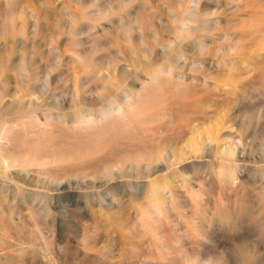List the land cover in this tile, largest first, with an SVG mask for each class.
Masks as SVG:
<instances>
[{"label": "bare ground", "instance_id": "1", "mask_svg": "<svg viewBox=\"0 0 264 264\" xmlns=\"http://www.w3.org/2000/svg\"><path fill=\"white\" fill-rule=\"evenodd\" d=\"M190 1H193L191 4L195 3V5L190 7ZM52 4L55 3L48 1L43 7L41 13L43 27L38 29L33 26L25 33V26H22L19 28L23 30L22 36L17 37L19 42L34 47L38 43V36H40L44 44L50 45V48L41 51H15V46H11L16 41L13 38L15 30L12 21H10V24L6 26L10 35L8 36L10 43L7 41L3 43L4 46H10L9 50L5 57L4 53L0 51V261L22 259L30 245L40 241L36 242L37 245L33 244V247L30 248L32 251L29 250L27 253L36 257L42 250L39 251V247L49 242L48 237L42 231L44 228H41L47 224L40 223V219L42 222L44 221L43 223L47 222L45 220L52 222L53 219L50 218L51 216L53 218L54 214H50L52 212H50L51 209H48L49 205L51 206L54 201L52 199L61 193L58 190L71 187L68 185L71 179H68V182H65L64 179V176L71 175L78 178L72 184L75 189L84 183L86 187L91 188V190L86 189L88 191L86 193L91 195L90 197H96L95 199L100 198L99 201H102V196L106 197L109 189L114 188L106 190L104 186L108 188V185L116 182L114 185L118 195L127 202H125L126 205L128 204L134 209L139 222L151 232V235L154 233L155 237L154 235L152 237L155 239L160 236L158 232H155L158 230L148 224L154 218L151 216L152 214H156V212L162 214L168 223H171L170 219L175 220V215L171 217V214H168L165 209L164 200L166 197L161 190H167L165 192L169 201H166H168L169 207L177 213L178 219L186 220L189 223L187 227L192 231L189 236L192 235V238L200 243L207 238L211 239L210 232L207 234L206 230L195 226L200 224L196 222L195 216L185 219L189 216L186 215L184 206L177 200L174 188L170 184L174 175L172 178L168 176L176 175L177 172L174 171L175 173L170 174L167 169L162 176L157 173L162 171V168L171 167L172 169L175 162H180L184 158L185 152L177 150L176 131L192 123L200 108L204 106L203 101L195 97L203 98L224 80L216 70L222 65H227V67L232 65V58L220 59L221 41L232 39L230 34L232 26L229 25L232 18L220 12L219 9L222 5L220 0H162L149 3L144 1L141 5L133 8L136 19L134 23L131 21L133 9L128 11L129 18L125 22L121 16L116 15L118 26L124 31L123 34L127 37L136 33L133 35L135 39L146 46L142 48V53L137 54L133 51L137 62L135 68L140 66L141 62H139L138 56L141 54L145 59L147 58L146 53L148 59H152L156 54L164 59L159 66L151 67L146 76L144 74L146 79L140 76L142 71L130 70L131 64L129 63H124V66L117 71L118 62L124 59L122 55L121 59L119 58L122 53L121 49H115L114 41L117 36L107 42L95 37L91 42L94 43V46H91V43L86 46L87 40L83 36L85 30L93 31L94 27H99L94 23V20L91 22L79 21V11L86 8L83 0H74L72 3L71 1L69 3L62 2L60 5L65 11H62L65 15L55 14V5ZM91 5L93 6L92 11L102 13L100 24L106 27L105 21L113 20L106 13L109 7L103 6L100 9L101 4L98 2ZM118 7L119 5L112 6L111 9L115 10ZM144 10L152 12V14L157 13V15L152 19L150 14L143 12ZM235 15L238 16L237 13ZM41 31H44V34L41 35ZM108 35V31H104L103 34H99V37ZM106 43L110 50L99 53L100 50L107 49ZM61 44L68 45L69 48L62 50ZM226 53L223 52V55ZM95 54V59L102 63L100 66L90 63V57ZM37 63H43L44 73L42 75L40 74L41 68L35 66ZM11 70L14 71V74L11 75L12 83H10L9 76ZM182 80L185 82L182 83ZM25 96H28L27 99ZM241 97L243 100H238V106L243 112L249 110L248 115L254 113L250 110V106H254V103L263 105V100L253 103L248 97ZM228 110L230 111L226 107L225 112L227 113ZM26 116L29 118L25 119ZM66 123L70 128V133H66L72 135L66 136L64 133L63 137L70 140L73 136V140L71 139L73 143L67 140L70 143L68 144L67 141H64L66 139H62L63 137L60 139L64 141H62L64 147H62L60 139H58L60 142L58 143L61 148H64V151L68 144V149L71 148L74 153H77L78 157L76 153L74 157H77L78 160L74 161L75 158L72 157L74 153L70 160L73 163L69 164V161L62 158V161L66 160L69 165L66 163V165L58 167H61V170L69 169L62 170L64 172L59 176L60 168L58 169L56 166L53 169L52 161L49 163V167L45 165L48 163L47 159L53 160L52 154L47 155L52 158L44 155L43 157L47 159L43 158L42 162H39L37 158L36 164L37 166L39 164L40 167L38 166L36 169V166L33 170L37 172L38 179L32 184L33 170L29 168L30 164L32 166L30 162L32 159L29 154L33 156L36 151L33 149L34 152H32L30 146L29 151L27 145L34 141L29 142L28 137L26 139L28 141H23V137L28 135L30 129L32 130L34 127L38 129V131L34 130L35 134L40 131L46 133V130L49 131L50 125L55 128V124ZM214 130L215 132H204V138L202 135L195 136L198 142H195L194 146L204 144L207 149L199 155L191 154L189 161L194 169L200 166L199 169L202 168L201 171L206 173L205 176L214 179L216 188L222 190L224 186L222 182L229 179L234 181L238 178L237 171L245 167L232 159L231 156L235 150L224 142V139L220 141V147L222 146L220 153L227 158L217 160L220 157L216 155L219 147L213 152V149L210 150V146H212L211 142L215 135L219 138L221 136L217 127ZM58 131L57 133H60ZM30 132L28 136H30ZM54 132L56 133V131ZM52 134L54 133L52 132ZM45 135L47 136V134ZM49 138H45V140ZM30 139H32L31 136ZM124 139L128 140V143H130L129 141L132 143L125 145V142L122 141ZM154 141H159V143L156 144ZM184 142L186 144L188 140ZM36 143L37 140L32 145L36 146ZM37 146L39 147L40 144ZM42 146L45 147V145ZM44 147L42 148L44 149ZM60 147L53 146L58 150ZM39 148L41 149V147ZM241 149L243 155L245 148ZM38 150L37 152H39ZM45 152L42 150V153L45 154ZM51 152L58 153H54L53 150ZM69 152L70 150L67 152L70 155ZM60 153L58 155L61 157ZM67 153L65 155H68ZM65 155L64 158L67 157ZM35 156H39V154ZM212 156L217 158V161H213L215 158ZM245 157L248 158V161L255 159L251 154L250 156L245 154ZM62 161H59V165L63 164ZM207 163L209 166L215 165L216 172H213L214 174L210 172L213 170H207L209 167L205 166ZM176 167L178 168V166ZM137 176L143 177V179L140 178L142 181ZM203 183L204 181L200 180L197 188L193 191L196 202L198 197L202 196ZM75 189H71L69 195H73L75 200H80L85 194V190L81 192ZM85 200L87 201V198ZM105 203L112 204L111 201ZM118 203L120 204V201ZM38 204L44 208L43 211L40 207V211L43 212L39 211V214L40 208L35 207ZM27 210H29L28 213ZM153 211L155 212L153 213ZM40 213L43 215L40 216ZM36 215L41 218L38 219L39 217ZM44 215L48 219H45ZM211 225L213 226L210 224V227H212ZM31 235L34 238H31ZM28 237H30L29 242ZM154 238L153 240H155ZM42 240L47 242L40 245ZM86 243L91 244L92 240L86 241ZM98 248V244L92 243V246L88 244L85 250H92V255L104 256L103 251ZM157 251L159 254L161 253V249H157ZM240 254L246 258L249 256L243 249Z\"/></svg>", "mask_w": 264, "mask_h": 264}, {"label": "rangeland", "instance_id": "2", "mask_svg": "<svg viewBox=\"0 0 264 264\" xmlns=\"http://www.w3.org/2000/svg\"><path fill=\"white\" fill-rule=\"evenodd\" d=\"M48 1L55 3V14L62 13L65 15L62 12L64 10L60 4L64 1L66 3L71 1L72 3L74 0H0V51L4 53V57L10 47L4 46L3 44L4 41L10 43L8 41V36L10 35L6 29V26L10 24V21H12L13 28L15 30L13 38H15L16 41L11 44V46H15V51H41L50 48V45L44 44V41L40 36H38V43L34 47L30 44L19 42V40H17V37L22 36L21 32H23V30L19 29L20 27L25 26V33L33 26H36L38 29L43 27L41 24L43 19L41 13L44 5ZM83 1L86 8L79 11V21L91 22L94 20V23H96L99 27H94L93 31L85 30L83 36L86 37L85 39L87 40L86 46H88L95 37L100 38V40L103 39L107 42L112 37L117 36L114 41L116 47H114L115 49H121L122 51L119 58L121 59V55L124 57V59L119 61L117 64V71L124 66V63H129L131 64L129 67L130 70L137 69V72L142 71L143 73H141L140 76L143 79H146V77L144 78V74L146 76V73L151 67H155V65L159 66L164 59L157 54L152 59H148L147 53V58L145 59V57H142L141 54L138 56V60L141 62L140 66L135 68L137 62L135 61V54H133V51L137 54L142 53V48L146 46L135 39L133 35H136V33L127 37L123 34L124 31L118 26L116 15L121 16L122 20L125 22V20L129 18L128 11L132 10L134 6L137 7V5H141L144 1L149 3L155 1L160 2L162 0ZM94 2L101 4L100 9L103 6L109 7V10H107L106 13L107 16L111 17L113 20L105 21L106 27H103L100 24L102 20V13L92 11L93 6L91 4ZM191 2L193 1L189 2L190 7L195 5V3L191 4ZM220 4H222L221 9H219L220 12L225 14L227 17L232 18L231 23L229 24L232 26V33H230L232 39L230 41H221L223 48L221 47L222 51L220 59L232 58V65L228 67L227 65H222L216 70L219 76H222V79L224 80H220L222 83L219 81L220 83L217 84V88L212 90L210 93L205 94L203 98H199L198 96L195 97L196 99L202 100L204 106L200 108L196 118L192 123H190L191 125L189 124L187 127L180 128L181 130L178 129L176 131V138L178 137L177 150L185 152L184 158L180 162H175L172 169L171 167L162 168V171L157 173L159 176H162L167 169H169L168 171L170 174L177 172L176 175L171 174L168 176L172 178L174 175L170 184H172L171 186L174 188L173 190L177 200L181 202L184 206L186 215L188 214L189 216L185 217V219L195 216L196 222L200 224L194 225L202 230H206L205 232L207 234L210 232L209 236L212 238H207L208 240L206 239L204 242L200 243L196 242L192 238V235L189 236V234L192 233V231H190L191 229L187 227L189 226V223H187L186 220L178 219L177 213L169 207V198L166 196L165 192L167 190H161L164 193V197H166L164 200V203H166V205L164 204L165 209L168 214H171V217L175 215V220L173 221L170 219L169 221H171V223H168L166 222L168 220H166L162 214L160 215V213L158 214L157 212L155 214V211H153L154 214L151 215L154 217L152 220L153 222L149 221L148 224L154 226V228L158 230L155 232H158L160 237L155 239L154 233L152 234L154 237H152L151 232H149V230L146 229L141 222H139L134 209L128 204L126 205V201H123V198L118 195L119 193H117L115 189L116 182H113L110 186L107 184L108 188L104 186L106 190L111 187L114 188H111L112 191L109 189V192L106 193V197L102 196V201H99L101 200L100 198H97V200L95 199L96 197H90L91 195L89 196V194L86 193L88 192L87 190H91V188L86 187L84 183L78 185V188L75 189L72 184L78 178L71 175L64 176L65 182H68L67 180L71 179L68 182V185H71V187L64 188V190H58V192L61 193L59 196L56 195V198L54 197V199H52L54 201H52L53 203H51V206L49 205V208L47 207L48 209H51L50 212L52 213L48 212L50 214H54V217L52 218L51 216L50 218L53 219L51 220L52 222L45 220L47 222L43 223L44 221L42 222L40 219L41 217L36 215L39 217L38 219H40V223L43 225L47 224L45 227L42 226L41 228H44L42 231L45 233L46 237H48L49 242H47L48 240L46 239V244L45 241L42 240L43 242L40 243V245L43 243H45V245L43 244L44 246H38L39 251L40 249L42 250L38 252L39 254L36 257L32 255L30 256L27 254L30 248L33 247V244H36V242H40L36 241L37 239L35 238V243H32L33 240L32 242L30 241L32 244L30 245L28 252H26V254L24 253L25 255L22 256L23 258L20 256L22 259H15L8 262L0 261V264H264V0H220ZM117 5H119L117 9H111L112 6ZM59 9H61V11H59ZM134 10L135 9H133V18L131 20L133 23L136 21ZM143 12L148 15L150 14V18L152 19L155 15H157V13L152 14V12H148L147 10H144ZM236 13L238 16L235 15ZM64 30L66 31V28H64ZM104 31H108L109 35L99 37V34H103ZM42 33L44 34V31H41L40 34L42 35ZM5 37L7 38L5 39ZM91 46H94V43H91ZM105 47L107 49L100 50L99 53L110 50L107 43ZM60 48L62 50L68 49L69 46L61 44ZM223 52L227 53L223 55ZM95 57L96 54L90 57V63H95L100 66L102 64L101 61L96 60ZM35 66L41 68L40 74L42 75L44 73L43 63H37ZM109 66L111 67V64ZM13 74L14 71H9L10 78ZM41 78L43 77L41 76ZM184 82L185 81L182 80V83ZM10 83H12V78ZM241 96L248 97V99L253 103L258 100H263V105L260 106L259 104L256 105L254 103V106H250V110L254 113L252 115H248L249 110L243 112L240 109V106H238V102L242 99ZM26 97L28 96H25V98ZM226 107L227 109H230L227 113L225 112ZM28 118V116L25 117V119ZM50 126V129L48 128L49 131L46 130L47 132H44L47 136L40 130V132L35 134L38 129H35L34 127L32 128L34 134H31V129V132L29 131L32 139L28 136V132V135L26 134V136L23 137V141H34L30 143L31 145L26 142L28 147L30 146L32 148V152L36 151L33 153V156L29 154L31 157L29 158L32 159L30 161L32 166H30L31 164L29 165L30 170L36 168L37 158L39 159V162H42L43 158L46 160V157H53V160L47 159L48 163L45 165L49 167V163L52 161V168H55L56 166L58 169L60 168L61 172L58 171L60 176L69 168H63L62 170L64 171L62 172L61 167L58 166L66 165L67 161H69V164L73 163V161L70 160L72 159L71 155L74 151L71 148L68 149L69 146H67L70 144L68 141L73 143V136L70 140H68L69 138L66 139V137H63L65 136L64 133L66 136L69 135L67 133H70L69 124L67 123L55 124V128L53 125V127L51 126L52 128ZM215 127H217V131L221 137L219 138L217 135L214 136V140L211 142L212 146H210V150L213 149L212 151L215 152V149L219 147L216 155H219L220 157L217 159L212 156V158H215L213 161H217L222 158L224 160L227 158L220 153V149L222 148V146L220 147V141L221 139H224V142L235 150L234 154L231 156L233 157L232 159L245 167L240 170L241 172L239 170L237 171L236 174L238 178L234 181L229 179L228 181L226 180L227 182L224 181L225 183L222 182V185H224L222 190L216 188V184L214 185L216 181L206 177V173L201 171L202 168L199 169L200 166L199 168L197 167L194 169L192 168L193 166H191L192 163L189 161L191 159V154L199 155L203 150L207 149L204 144L194 146L195 142H198L195 136L202 135L204 138V132H215ZM34 130L36 131L34 132ZM54 131H56V133ZM57 131L60 133H57ZM52 132L54 134H52ZM27 137L29 138L28 140H26ZM61 137H63V140L66 139L64 141L68 140V144L65 142V145L67 144L65 151L59 144L60 142L58 139ZM45 138H49L50 140H45ZM62 139H60L61 143L63 141ZM36 140V144H40L39 147H41V149L37 145V148L35 145V147L32 145ZM187 140L188 142L185 144L184 141ZM56 141L57 144H55ZM122 141L123 143L125 142V145L132 143V141H129L130 143H128V140L126 139ZM154 142L156 144L159 143V141ZM41 144L45 145L47 150ZM53 146L60 148L58 150L53 148ZM181 146L182 148L180 149ZM30 147L29 151L31 149ZM42 147H44V149ZM62 147H64V143H62ZM240 147L245 148L243 155ZM50 149L53 150L54 153L61 152V157L58 153L53 154ZM37 150L39 152H37ZM42 150L43 152L46 150L48 154L46 152L45 154L42 153ZM69 150L70 155L67 153ZM66 153L70 157L65 155ZM75 153L72 157L75 156ZM37 154H39V156H35V158L34 155ZM49 154H52V157L47 156ZM245 154L247 156H250L251 154L255 159L248 161ZM44 155H46V157H43ZM64 155L67 157L64 158ZM77 157H74V161L78 160ZM62 158L67 161H62ZM55 159L56 161L54 162ZM57 159H60L59 161H62L63 164L61 163L59 165L60 162ZM207 165L209 166V163L205 164L206 167ZM38 166L40 167L39 164ZM38 166L36 169H38ZM176 166H178V168ZM55 170L54 173L57 171ZM207 170H213L210 172L215 173V165L213 166L212 164L207 167ZM33 171L31 174V177L33 178L31 181L32 184H34L38 179L37 172ZM51 172H53V170ZM137 177L139 179H143V177ZM142 179L140 180L142 181ZM200 180L204 181V189L202 196L198 197L196 202L193 197V191L197 188V184ZM70 188L81 192L85 190V194L83 196L85 198L88 194L86 196L87 201L85 200L86 198H83V196V199L81 198L80 200H75L76 198L73 195H69L71 190ZM163 193H161L162 196ZM110 201L112 204L105 203ZM119 201L120 204L118 203ZM38 206L35 207H41L40 204H38ZM41 208L44 211V208ZM41 208L39 210L37 209L38 214ZM28 211L29 210H27V213ZM43 211L40 212L42 213ZM41 213L40 216L43 215ZM43 217L45 218V215ZM45 219L48 218L46 217ZM210 224H213V226L211 225L212 227H210ZM30 237L27 238L28 242ZM31 238H34V236ZM82 238L85 241H83ZM153 238L156 241L153 240ZM89 239L92 240L93 244H98V247L105 254L104 256L92 255V250H85L88 244L92 246V243H86V241H91H88ZM94 240L95 242H93ZM81 241L85 243H82L83 246ZM82 248L85 251H82ZM157 249H161L160 254ZM242 249L249 254L247 258L240 254Z\"/></svg>", "mask_w": 264, "mask_h": 264}]
</instances>
